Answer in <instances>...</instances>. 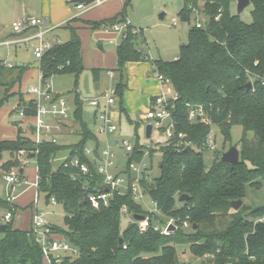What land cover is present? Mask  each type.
I'll list each match as a JSON object with an SVG mask.
<instances>
[{"label":"trees","instance_id":"1","mask_svg":"<svg viewBox=\"0 0 264 264\" xmlns=\"http://www.w3.org/2000/svg\"><path fill=\"white\" fill-rule=\"evenodd\" d=\"M201 1L206 20L200 28L191 27L188 41L180 47L177 59L150 60L170 79L179 95L174 109L177 130L185 133V139L191 143L181 148L162 147L158 175L149 182L143 181L146 193L161 214L178 218L176 228L169 234H160L151 228L140 231L137 222L132 221L122 227V205H126L132 216L146 214L130 194L113 195L107 206L100 203L98 208L89 202V193L104 190L96 158L91 159L85 153L91 141L96 154L99 141L86 127L76 90L72 91L75 94L73 118L81 135L76 144L37 143L21 127L17 128L15 138L0 140V175L18 165L15 154L24 151L26 157L36 162L38 194L47 202L54 198L61 206L65 228L53 225V230L78 252L64 264H185L178 256L181 246H187V251L199 259V264H264V222L257 221L264 217V206L240 210L230 206L231 201H243L247 185H258L264 180V0H250V23L231 13L229 0ZM197 2L186 0L179 12L182 19L189 21ZM128 5L129 0H124L121 11L114 16L82 22L91 30L110 29L115 23L126 22ZM67 27L69 39L45 51L38 69L44 80L53 75L73 76L75 89L84 69L81 42L77 27L69 24ZM131 29L132 26L127 25L126 36L115 48L117 68L113 70L119 78L115 87L120 112L124 64L144 60L142 52L136 48L137 35L132 34ZM26 69L18 66L11 79L19 80ZM249 81L252 86L247 89L245 85ZM8 97L5 92L0 105ZM197 108L206 113L227 111V119L217 124L225 140L230 137L231 125L242 127L237 163L221 161L223 152L215 150L211 165L205 166L203 153L211 125L188 121V112ZM32 115L31 105H28L25 117ZM142 148L138 143L134 145L137 159L142 155ZM61 151L68 156L53 169L52 158ZM153 152L150 151V155ZM5 154L9 156L6 160ZM74 157L88 165L87 173L71 165L70 159ZM182 194L189 198L178 206L177 198ZM16 208L0 198V209L15 212ZM248 216L252 219L248 220ZM12 220L0 221V225L6 224L5 229L0 228V264H44L40 246L30 230L14 227ZM185 220L190 224L188 229L182 226ZM120 238L122 244H119Z\"/></svg>","mask_w":264,"mask_h":264},{"label":"rangeland","instance_id":"2","mask_svg":"<svg viewBox=\"0 0 264 264\" xmlns=\"http://www.w3.org/2000/svg\"><path fill=\"white\" fill-rule=\"evenodd\" d=\"M41 0H1L0 3V99L5 94V83H7L8 88L14 84L11 76L15 74L17 71V67L19 65L27 67L29 71V75L23 78L21 82L22 86L26 85L30 87L35 84L37 75H38V65L39 61L33 55V47L38 45L37 40H32L26 46L23 42H12L15 38V34L12 31V22L26 19L25 16H19V11L22 12V7L24 3H28L33 8L40 7ZM200 2L199 0H197ZM186 0H129V5L125 10L126 22L134 27L135 30L138 31L136 38V45L139 49L142 50V54L144 56V60L147 58L156 59L160 58L163 60H172L174 56L179 54V47L181 45H185L188 41L187 38V30L190 27H193L196 21L203 22L206 20V16L203 12H200V15L192 9L189 15V21L182 19L179 16L178 11L185 6ZM202 5V3H199ZM70 6H73V10L71 11V16L76 17L77 13L80 12L75 8L74 3H70ZM189 6V4H188ZM190 7V6H189ZM192 7V6H191ZM198 6L196 5L195 8ZM95 8V9H94ZM193 8V7H192ZM199 8V7H198ZM230 8H234L232 4H230ZM26 9V8H25ZM75 9V10H74ZM93 9V10H92ZM91 10V11H90ZM242 13L239 15L240 19L243 22L250 23L252 20L250 10L251 5H248L243 9ZM90 11L87 14L96 15L99 11L98 7H93L88 9L81 14ZM30 12V11H29ZM31 18L33 19H46L48 26H56L60 25L62 28H58L57 31L52 30L46 35V40L58 41L62 42L68 36V32L70 31L66 27V21L62 23L52 22L49 17L41 14L39 11L31 10ZM29 13V14H30ZM86 14V16H88ZM163 14V18L160 19V15ZM80 16V15H79ZM77 16V17H79ZM83 20L86 21L85 16L82 17ZM172 18L176 20V24L172 25ZM95 20V19H92ZM116 24V23H115ZM121 24V23H118ZM60 31V32H58ZM55 34H58L59 37H56ZM64 35V36H63ZM77 35L80 38L81 46L83 50V66L84 69L79 75L77 82V91L81 97L89 96L94 94L95 92V83H100V86L103 85H114L116 80H118V75L114 78H109L107 75L108 69H116L117 68V58L115 54V47L122 40V31H112L108 29H96L89 30L88 28H81L77 30ZM102 45L103 49L99 50L97 46V42ZM11 65L12 68H8L7 66ZM95 67L97 69V74L94 75L91 69ZM151 75V73H150ZM15 77V76H13ZM152 77H154V73L152 71ZM28 78V81H27ZM73 77L71 75H53L46 80V82L50 85L52 90L58 94H61L62 97L67 101V105L69 107V120L72 119L73 111L75 109L74 96L72 93ZM74 80V79H73ZM16 80L14 79V82ZM27 81V82H26ZM26 82V83H25ZM16 84V83H15ZM15 86V85H14ZM13 86V87H14ZM12 88V87H11ZM9 88L8 90H11ZM18 89V88H17ZM23 90V89H22ZM58 90V91H57ZM60 91V92H59ZM14 94V93H12ZM16 94V93H15ZM19 94L20 103L19 106L24 102V98H22L23 93L19 89L17 95ZM24 94L26 91L24 90ZM27 95V94H26ZM11 96L8 97V100L4 101L2 104V108H0V123L5 126L7 125V120L17 119L18 113L13 112V115L8 114V110L2 113V109L4 106H7L9 109L12 105L14 99H10ZM22 100V101H21ZM83 110V120L86 124L87 129L92 132L97 128V122L94 121L93 116V108L88 105L87 102L82 103ZM117 117V116H116ZM115 117L116 121L118 119ZM134 120V116H131ZM118 132L115 134L119 137V139H126L129 143L134 146L135 144H140L142 146L147 145L148 147H152L154 145L156 137L158 135L156 132L153 133L151 138L145 137L144 127L146 121L142 119L139 120V128L134 130L133 126L129 124V122L122 116L121 120L118 122ZM211 134L213 141L215 143V150L217 151H226L232 146L238 148L239 141L243 135L242 127L239 125H231L229 130V139L225 140L223 134L219 130L217 124H211ZM6 139H8L9 135L7 133L1 134ZM108 137V136H107ZM76 134H69L67 139L69 141L76 140ZM59 139V140H64ZM61 143V141H60ZM109 150L116 153L119 157L122 156L124 151L116 147L113 144V141L108 139ZM87 147L93 151L95 150V145L93 142H88ZM99 150L106 147V144L99 145ZM210 148H206L203 153V159L206 167H209L212 163V158L214 155V151ZM7 156V154L5 155ZM93 159L92 155L88 156ZM66 158V153L61 151L52 158L51 166L53 169H56ZM160 153L157 151L152 157L147 156L144 159V162L148 166V170L151 176H156L159 173L158 170V162L160 160ZM117 159H115L114 163L117 164ZM116 171V169H114ZM25 173L28 174V185L20 186L15 192L14 204L17 205L18 210L15 211L13 224H15L16 228L25 230L29 223V204L36 198L38 195V188H36L33 183L35 182L33 177L35 173L37 174L36 162L34 159H30L28 165L25 168ZM132 176L136 177V174H132ZM36 177V176H35ZM33 180V181H32ZM24 192V194H23ZM23 194V195H21ZM8 197V185L3 176H0V198L6 199ZM178 199V198H177ZM182 202H177V205H182ZM38 211L44 214V218L47 219L52 225H56L61 228H65L63 223L64 212L60 205L52 204L50 201H45L44 197L39 194L38 202H37ZM140 206L143 209H153L154 204L152 203L148 194L143 195V198L140 200ZM264 206V180H261L258 185H247L245 196L243 198L242 204L238 210L241 208L254 209L258 207ZM5 210L0 209V221H2V216ZM164 219L170 218V216H163ZM248 220L252 219V217L248 216ZM130 216L125 215L122 217V227H125L129 222ZM189 228V227H188ZM186 228V229H188ZM180 249V250H179ZM187 246L178 247V256L181 263L185 264H199V259L190 254L187 251Z\"/></svg>","mask_w":264,"mask_h":264},{"label":"built area","instance_id":"3","mask_svg":"<svg viewBox=\"0 0 264 264\" xmlns=\"http://www.w3.org/2000/svg\"><path fill=\"white\" fill-rule=\"evenodd\" d=\"M103 0H94L89 4L79 3L75 4V8L80 12L91 9ZM201 1V0H199ZM218 16H216V19ZM175 19H172V23L175 24ZM127 22L121 24H114L110 30L122 31V39L126 36ZM57 26H48L46 19H33L26 18L19 21L12 22V31L15 34L12 42H23L27 46L30 41L37 40L39 43L33 47V55L39 61L45 51L50 49L54 44L61 43L58 41L46 40V35L57 28ZM196 28H200L202 23L197 21L194 25ZM132 34H138V31L132 26ZM12 68L11 65L7 66ZM39 71V69H38ZM109 78H114L115 71L113 69L107 70ZM153 73L155 79L160 84V90L154 95L150 103V107L143 113L142 118L146 121V124H150L151 138L154 132L158 135L156 137L154 145L148 147L147 145L142 148V155L139 159L135 157L134 146H132L128 140L119 139L117 145L120 146L124 155L119 157L116 153L109 150V145L106 143V147L98 149L96 154L94 150L91 151L88 147L85 148L86 155H92L97 159V172L102 175V187L101 192H91L88 194V200L94 208H98L100 203L104 206L108 205L109 198L113 195L124 196L130 194L133 201L140 204V200L146 193L143 181H151V174L148 170V166L144 162L145 157H152L157 151L160 153V149L165 146H173L177 148L186 147L191 143L185 139V133L177 130V120L174 115L175 102L179 98L178 93L172 86V83L168 77L161 74L155 66H153ZM252 82V81H251ZM264 84V81L262 82ZM26 94L29 96V100L26 104L21 105L18 108V115L25 117V111L28 109V105H31L32 128L33 139L35 142L40 143L42 141H50L55 143V137L52 135L54 130H59L60 125L58 123H50V119L60 120L67 119L69 117V107L67 101L52 90L50 85L42 78V74L39 71L37 79L34 85L26 88ZM118 99L115 85H110L103 89L97 96L91 98H80L81 103L87 102L90 107L93 108V116L97 122V133L105 136L112 137L118 131V122L116 121V113L118 111ZM188 121L196 122L200 121L205 124L211 125L213 122L210 119L209 113H206L202 108L191 109L188 112ZM206 148L215 150V143L212 138L211 130L207 136L205 142ZM150 151H154L150 155ZM18 165L11 167L5 171L1 176L4 177L8 185V197L5 201L14 205L15 192L22 185H28L27 179L19 172L20 169H24L28 165L30 158L24 155V151L20 150L15 154ZM117 159V164L114 163ZM122 159L124 161L122 162ZM70 163L80 169L82 173L88 172V165L80 162L78 158L74 157L70 159ZM68 163H64L66 166ZM116 169V171H114ZM132 174H136L132 176ZM33 185L37 188L38 177L36 174L35 182ZM39 195V194H38ZM38 195L32 201L33 213L31 215L30 232L34 237L35 242L40 246L42 259L44 264H64L68 258L77 256V249L71 245L64 237H61L53 230V225L44 218V214L37 209ZM154 208L144 209L146 214L142 220L135 221L133 216L128 212L126 205L121 206V213L123 216L129 215V221L137 222L140 231H145L148 228L158 231L160 234H169L168 230L171 225L176 227L178 218L170 217L163 218L160 210L156 207L153 200ZM52 204H57L54 198L50 199ZM14 216V210H5L2 220L9 222ZM257 221L264 222V217L257 219ZM182 226L185 228L190 227L187 220L183 221Z\"/></svg>","mask_w":264,"mask_h":264},{"label":"crops","instance_id":"4","mask_svg":"<svg viewBox=\"0 0 264 264\" xmlns=\"http://www.w3.org/2000/svg\"><path fill=\"white\" fill-rule=\"evenodd\" d=\"M69 2L70 3H74V4L77 3L75 0H41L40 1V7L37 8V9L33 8L32 6H30L28 3H24L23 7L21 8L22 12L19 11V16H21V17L25 16L26 18H31V13L30 12H31V10L35 9V11H39V12H41V14L46 15L47 17H49L52 22L60 24L63 21H66L67 22L66 23V27H67L68 24L70 26L77 27L76 28V33H77V30H79L81 28H88L90 30V28L86 24H84L82 22V21H85L82 18L83 16H85L86 21H90V22L91 21H99V20H102V19L110 18V17L114 16L115 14H117L118 12L121 11L123 3H124V0H103L102 3H100L97 6H95L96 8L98 7V9H99V11L97 12L96 15L87 14V13H89L91 11L90 10V11H87V12H85L83 14H79L80 15V16L78 15L79 17H77V16L73 17V16L70 15L71 11L73 10V8H72L73 6L68 5ZM200 2L202 3V5L199 4ZM200 2H197V6L199 8L198 7H197V9L193 8V10H195V12L197 14H199V15H200V12H203V10H202L203 1H200ZM0 3H1V0H0ZM230 4H232L234 6V8L231 9L230 8ZM228 5H229V9H230L231 13L237 14V15H240L242 13V12L240 14L237 13L236 0L235 1L229 0V4ZM249 5H251V3ZM183 7L181 9H183ZM180 10L178 11V13L180 12ZM86 14L88 16H86ZM162 18H163V16L160 17V19H162ZM73 19H75V20L72 21ZM92 19H95V20H92ZM172 19H174V18H172ZM200 23H202V22H200ZM175 24H176V22H175ZM175 24L172 23V25H175ZM59 27H60V25L57 26L55 31H57ZM60 28H62V27H60ZM190 29H191V27L187 30V38H188V33H189ZM102 30H104V29H102ZM108 30H110V29H108ZM58 32H60V31H58ZM11 34H13V33H11ZM55 35H56V37H59L58 34H55ZM69 37H70V31L68 32V36L65 39V41L68 40ZM135 43H136V41H135ZM97 46H98L99 50L103 49L102 45L99 44V41L97 42ZM180 47H179V50H180ZM136 48L139 49L137 47V45H136ZM139 50L142 52L141 49H139ZM81 56H82V62H83L82 46H81ZM177 57H178V55L174 56L172 60H163V59H160V58H156V59L147 58L145 60H140V61H128V62H126L124 64V68H123L124 88L122 90L121 101H120V105H119V107L121 106V112L118 109V111L116 113V116H117L116 118L118 119V122H119V120H121V117L123 116L129 122V124L133 126L134 130H137V128H139V120L141 121L143 119L142 118L143 113L146 112L147 109L150 107V103L152 101V98L160 90L159 82L155 78L152 77V71H153V66L154 65L152 64V62L150 60L173 61V60H176ZM19 66H22V65H19ZM95 69H96L95 67H93L91 69V71H92V73L94 75L97 74V71H95ZM108 70H110V69H108ZM16 73H17V71H15V74L12 75L11 78H13V76H15ZM28 73H29V71L26 69L24 71V73L21 75V78L19 80H16L15 82L13 81L12 84H14L15 86L13 85L14 86L13 87L11 85L9 87V88L12 87L11 90H8L9 89L8 85H4L5 86V92H7V95L11 96L10 99H14V101L12 102V105H11L10 109L7 106L3 107L2 113H1V114H3V116H4V113L7 110L9 111L8 114H10V115L11 114L13 115V112L18 113V108L20 107L19 106L20 99H19V94L17 95V92H18L19 89L23 93L22 98H24V102L29 100V96L24 94V90H26L27 86L24 85L21 88V82H22L24 77L29 75ZM150 73H151V75H150ZM73 79H74V77H73ZM73 79H71L72 80V84H73L72 91L76 90V92L78 93L77 86L74 89V80ZM27 81H28V78H27ZM117 82H118V80H116L115 84ZM95 84L97 86L94 87L95 88L94 94L89 95V96H85V97H81V98L95 97L103 89H105V88H107L109 86V85H106V84L103 85V86H100V83H98V82L95 83ZM12 93H14V94H12ZM74 95L75 94L73 93V96ZM78 95H79V93H78ZM79 97H80V95H79ZM74 98H75V96H74ZM0 106H2V104ZM0 108H2V107H0ZM131 116H134L135 119L133 120ZM49 121L52 124L58 123L60 125V129L59 130H54V132L52 134L55 137V140H56L55 143L56 144H58V145H67L68 146V145L76 144L81 139L80 127H79L78 123L76 122V120L73 118V116H72L71 120H69V118H67V119H60V120L50 119ZM94 121H95V119H94ZM32 122H33L32 118L20 117L18 115L17 119H12L11 118L10 120H7L6 123H7V125L9 124V126H5L2 123H0V135L7 133L9 135L8 139H13V138H15V136L17 134V128L21 127V129L24 131V133H26V134L30 135L31 137H33ZM136 124H137V127L135 126ZM145 126H146V124H145ZM135 127H136V129H135ZM144 131H145V127H144ZM72 133H75L76 137H78V138H76L75 141H69L67 139H64V138H67L69 136V134H72ZM93 133L96 136V139L99 141V145H101L103 143L104 144L108 143V139L111 138V140L113 141V144L116 147L121 148L120 146L117 145V141L119 140V137L116 134L113 135L112 137H109V136L107 137V136H105L103 134L97 133L96 130L93 131ZM61 138L64 139V140H59ZM2 139H6V138H4L3 135H2V136H0V140H2ZM60 141H61V143H60ZM5 155H4V160L9 158L8 154H7V156H5ZM123 155H124V153L122 154V156ZM66 156H68L67 153H66ZM96 161H97V159H96ZM25 168H26V166H25ZM25 168L23 169V176L28 180V174L25 173ZM35 176H36V173H35V175L33 177L34 181H35ZM23 194H24V192H23ZM23 194H21V195H23ZM15 206L17 207V205H15ZM28 207H29V223H28V226H27V228L25 230H29L30 229L31 215L33 213L32 202L29 204ZM17 210H18V208H16L15 211H17ZM14 214H15V212H14ZM13 219H14V217H13ZM12 222H13V220H12ZM13 226L16 227L15 224H13Z\"/></svg>","mask_w":264,"mask_h":264},{"label":"water","instance_id":"5","mask_svg":"<svg viewBox=\"0 0 264 264\" xmlns=\"http://www.w3.org/2000/svg\"><path fill=\"white\" fill-rule=\"evenodd\" d=\"M76 2H80L81 0H75ZM231 1H235V0H231ZM250 4V0H236V6H237V13L240 14L243 9L245 7H247ZM163 15L161 14L160 17H162ZM97 85L95 84V87ZM252 86V82H247L245 87L247 89H250V87ZM210 119L212 120L213 123L215 124H219L220 122L224 121L227 119L228 117V113L226 110L221 111L220 113H215V112H211L209 113ZM150 131H151V126L150 124H146L145 126V137L148 138L150 136ZM221 161L226 162L228 164H235L239 161V150L237 147L232 146L229 149H227L226 151H224L221 155ZM124 161V159H122V162ZM19 172L22 174L23 170L20 169ZM1 176V175H0ZM188 196L186 194H182L179 196L178 201L179 202H185L188 200ZM242 204V200H234L231 201L230 206L232 209L234 210H238L239 207ZM133 219L135 221H139L143 219L142 215H133ZM6 224L3 223L2 225H0L1 229H5ZM176 227L174 225H171L169 227V231H173ZM193 229H195V225H193L192 227ZM119 244H122V239H119Z\"/></svg>","mask_w":264,"mask_h":264}]
</instances>
